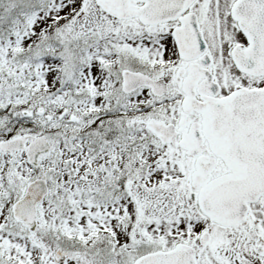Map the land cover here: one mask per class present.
<instances>
[{"label": "snow or ice", "instance_id": "1", "mask_svg": "<svg viewBox=\"0 0 264 264\" xmlns=\"http://www.w3.org/2000/svg\"><path fill=\"white\" fill-rule=\"evenodd\" d=\"M0 264H264V0H0Z\"/></svg>", "mask_w": 264, "mask_h": 264}]
</instances>
